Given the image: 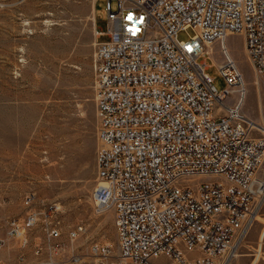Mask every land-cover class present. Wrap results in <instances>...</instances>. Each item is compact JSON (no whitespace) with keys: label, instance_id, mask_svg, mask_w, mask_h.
<instances>
[{"label":"built area","instance_id":"obj_1","mask_svg":"<svg viewBox=\"0 0 264 264\" xmlns=\"http://www.w3.org/2000/svg\"><path fill=\"white\" fill-rule=\"evenodd\" d=\"M105 10L92 58L99 139L92 199L96 214L113 213L118 259L111 264L225 262L264 202V179L255 177L264 128L241 114L242 75L224 41L242 37L264 83V0H106ZM185 29L194 35L179 42ZM214 42L225 59L216 66L227 84L223 91L207 73L206 47ZM236 89L238 99L225 105ZM32 200L28 195L24 202ZM57 212L48 205L1 221L0 250L14 239L21 250L32 247L34 257L27 262L21 252L15 264H56ZM41 215L45 238L32 245L29 234ZM84 233L76 225L68 239ZM90 250L110 253L105 245ZM192 252L198 256H186Z\"/></svg>","mask_w":264,"mask_h":264},{"label":"rangeland","instance_id":"obj_2","mask_svg":"<svg viewBox=\"0 0 264 264\" xmlns=\"http://www.w3.org/2000/svg\"><path fill=\"white\" fill-rule=\"evenodd\" d=\"M105 6L106 0H0V204L10 211L22 209L21 215L0 222L24 219L28 211L38 214L56 205L61 230L54 241L59 245L56 264H111L118 259L113 213L96 214L92 199L99 141L92 58L94 29L106 28ZM193 35L185 29L176 38L184 43ZM224 45L242 75L241 114L260 130L264 83L247 59L240 35H230ZM206 52L207 73L215 90L223 91L227 84L216 67L225 60L219 43L207 46ZM237 90L225 105L238 99ZM258 136L254 131L253 137ZM255 177L264 179V159ZM28 195L33 196L30 205L24 202ZM260 208L238 256L228 264H250L258 246L264 253V233L259 241L264 202ZM76 225H82L85 233L70 242L68 233ZM44 226L41 215L29 234L32 245L45 238ZM93 244L108 246L109 255L93 254ZM263 263L261 256L255 262Z\"/></svg>","mask_w":264,"mask_h":264},{"label":"crops","instance_id":"obj_3","mask_svg":"<svg viewBox=\"0 0 264 264\" xmlns=\"http://www.w3.org/2000/svg\"><path fill=\"white\" fill-rule=\"evenodd\" d=\"M22 214V209H16L13 210L11 209L8 210L7 206L5 204H0V219H3L6 216H18ZM263 233L264 231H262L259 235V241H262V237H263ZM6 236V232L4 229L0 228V238H4ZM237 246H235L234 252L235 255L229 257V259L227 260L226 264H228L232 259L236 258L238 256L237 252ZM22 252V254L24 255L26 261H33L34 257H33V253H32V247H27L23 250L20 249V247L18 246L17 242L12 239V240H8L7 242V246L5 249L0 250V260L5 263V264H15V260L17 258V256ZM253 252L255 253L256 257L254 258V260L250 263V264H255V262L257 261L258 257H264V253H262L259 250V246L257 249H254ZM264 264V263H263Z\"/></svg>","mask_w":264,"mask_h":264},{"label":"bare ground","instance_id":"obj_4","mask_svg":"<svg viewBox=\"0 0 264 264\" xmlns=\"http://www.w3.org/2000/svg\"><path fill=\"white\" fill-rule=\"evenodd\" d=\"M220 48H221V45H220ZM233 91L236 92V90H233ZM262 128H264V127H262ZM262 128H261V129H262ZM261 129H260V130H261ZM234 249H235V247H234V248L232 249V251L229 253L230 255L226 258L224 264H226V262H227V260L229 259V257L235 255Z\"/></svg>","mask_w":264,"mask_h":264}]
</instances>
